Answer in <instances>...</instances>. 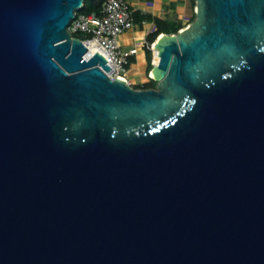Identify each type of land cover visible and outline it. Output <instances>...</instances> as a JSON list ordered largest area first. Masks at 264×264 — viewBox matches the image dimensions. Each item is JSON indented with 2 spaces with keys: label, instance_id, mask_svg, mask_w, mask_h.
<instances>
[{
  "label": "water",
  "instance_id": "water-1",
  "mask_svg": "<svg viewBox=\"0 0 264 264\" xmlns=\"http://www.w3.org/2000/svg\"><path fill=\"white\" fill-rule=\"evenodd\" d=\"M156 88L0 0V264H264V0H197Z\"/></svg>",
  "mask_w": 264,
  "mask_h": 264
},
{
  "label": "crops",
  "instance_id": "crops-1",
  "mask_svg": "<svg viewBox=\"0 0 264 264\" xmlns=\"http://www.w3.org/2000/svg\"><path fill=\"white\" fill-rule=\"evenodd\" d=\"M130 2L134 25L122 33L121 44L126 49L138 48L130 57L128 76L142 85L150 81L148 42L157 41L163 34H177L186 29L197 18L198 2L197 0H130ZM152 63L154 64L153 59Z\"/></svg>",
  "mask_w": 264,
  "mask_h": 264
},
{
  "label": "built area",
  "instance_id": "built-area-1",
  "mask_svg": "<svg viewBox=\"0 0 264 264\" xmlns=\"http://www.w3.org/2000/svg\"><path fill=\"white\" fill-rule=\"evenodd\" d=\"M83 8L84 5L76 11V16L68 27L70 32L73 36L82 34L78 37L89 46L91 55L98 51L108 59L111 68L107 72L111 77L120 76L132 85L133 82L128 76V65L131 55L138 48L126 49L121 44L122 33L134 25L130 0H103L100 9L91 12L82 11ZM155 43L156 41L148 42V47L153 51V62H156L158 53Z\"/></svg>",
  "mask_w": 264,
  "mask_h": 264
},
{
  "label": "trees",
  "instance_id": "trees-1",
  "mask_svg": "<svg viewBox=\"0 0 264 264\" xmlns=\"http://www.w3.org/2000/svg\"><path fill=\"white\" fill-rule=\"evenodd\" d=\"M102 1L103 0H85L84 8L82 11L91 12V11L99 10L102 4ZM77 36H81V35H77ZM149 59H150V68H149V73H150V71L154 67V64L152 63L153 51L151 49H149ZM157 85H158V81L151 77L149 82L144 83L139 86H134V87L135 88H151V87L156 88Z\"/></svg>",
  "mask_w": 264,
  "mask_h": 264
},
{
  "label": "rangeland",
  "instance_id": "rangeland-1",
  "mask_svg": "<svg viewBox=\"0 0 264 264\" xmlns=\"http://www.w3.org/2000/svg\"><path fill=\"white\" fill-rule=\"evenodd\" d=\"M78 35H82V34H78ZM149 75H150V73H149ZM136 81H137V80H135V79L132 80V82H133L132 85H134V86H139L140 83H137Z\"/></svg>",
  "mask_w": 264,
  "mask_h": 264
},
{
  "label": "bare ground",
  "instance_id": "bare-ground-1",
  "mask_svg": "<svg viewBox=\"0 0 264 264\" xmlns=\"http://www.w3.org/2000/svg\"><path fill=\"white\" fill-rule=\"evenodd\" d=\"M92 50H94V47L91 48ZM159 53L156 54V57H155V61L158 62L159 61Z\"/></svg>",
  "mask_w": 264,
  "mask_h": 264
}]
</instances>
